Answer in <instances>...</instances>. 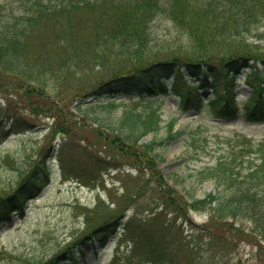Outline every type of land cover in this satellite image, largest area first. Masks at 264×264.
<instances>
[{
	"label": "rangeland",
	"instance_id": "374dc122",
	"mask_svg": "<svg viewBox=\"0 0 264 264\" xmlns=\"http://www.w3.org/2000/svg\"><path fill=\"white\" fill-rule=\"evenodd\" d=\"M0 1L14 8V0ZM261 25L264 22L253 24L250 32L238 36L243 41L239 43L257 55L264 54ZM150 28L153 44L166 49L188 45L187 35L164 16H157ZM217 40L213 46L223 52L228 42ZM42 51L48 56L55 53L50 42H33L29 56ZM110 68L90 60L89 81L105 76ZM241 72L234 90L238 100L250 93L243 76L248 69ZM164 76L173 82V73ZM13 82L14 76L1 73L0 195L12 193L33 174L45 183L40 193L28 197L22 212H11L6 219L1 209L0 264L50 259L73 264L70 254L54 256L83 236L70 249L77 264H159L150 259L152 253L168 264H264V240L251 231L249 221L214 219L206 207L193 204V199L216 192L214 181L198 182L197 171L218 159L252 156L255 144L264 141V122L220 118L208 107L199 114L182 110L178 98L169 93L160 95L164 101L160 128L138 143L116 141L107 135L109 129L88 125L87 117L76 122L75 135L65 136L51 132L55 117L45 116V104L41 101L34 107L31 93ZM76 84L72 80L70 88ZM48 85L53 86L51 81ZM200 92L206 104L209 91ZM237 103L240 108L244 105ZM120 113V109L113 113L112 123ZM10 123L15 129L6 136L3 128ZM46 164L47 176L42 171ZM110 220L117 221V231L101 248L93 240L100 233L91 230Z\"/></svg>",
	"mask_w": 264,
	"mask_h": 264
},
{
	"label": "trees",
	"instance_id": "16d2710c",
	"mask_svg": "<svg viewBox=\"0 0 264 264\" xmlns=\"http://www.w3.org/2000/svg\"><path fill=\"white\" fill-rule=\"evenodd\" d=\"M14 3L13 8L9 2L0 1V75L3 72L14 76L13 86L31 93L34 107L41 101L45 104V116L55 117L51 132L75 135L76 122L82 123L87 117L88 125H96L100 131L109 129L107 135H114L116 141L138 143L160 128L164 101L159 95L169 93L178 98L182 110L199 114L208 107L220 118L264 122V72L259 67H264V54H254L252 48L238 40L239 33L250 32L253 24L264 22V0ZM157 16L172 21L179 32L187 35L186 48L181 43L175 49L153 44L150 27ZM218 38L228 42L220 53L213 46ZM33 42H50L55 53L48 56L42 51L29 56ZM94 59L111 68L105 76L89 81L88 62ZM242 69H248L243 76L250 93L238 100L234 90ZM165 72L173 73L171 84L165 81ZM74 79L77 84L70 88ZM49 81L53 86L48 85ZM203 88L209 91L206 104L200 92ZM89 97L105 100L86 101ZM135 97L139 98L137 103H133ZM238 101L244 102L242 108ZM118 109L119 120L112 123ZM253 155L248 154L246 159H218L213 166L199 169L195 174L198 182L214 181L216 192L193 199V204L206 207L214 219L249 221L251 231L264 240V141L255 144ZM42 171L47 176L44 166ZM33 175L26 182V178L20 181L12 193L0 195V219L4 216L2 208L5 217L11 211L22 212L28 197L42 190L45 182ZM116 225L117 221L110 220L91 232L100 233L96 237L103 246ZM81 239L54 258L70 254L75 260L70 249ZM149 257L156 263L168 264L157 259L156 253ZM33 264L55 263L50 259Z\"/></svg>",
	"mask_w": 264,
	"mask_h": 264
}]
</instances>
